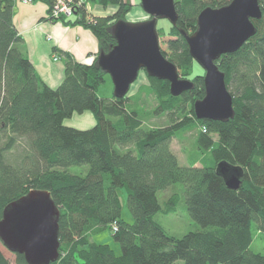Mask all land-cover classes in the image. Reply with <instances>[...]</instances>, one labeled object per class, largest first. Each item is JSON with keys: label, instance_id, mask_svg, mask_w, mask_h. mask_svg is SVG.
<instances>
[{"label": "trees", "instance_id": "1", "mask_svg": "<svg viewBox=\"0 0 264 264\" xmlns=\"http://www.w3.org/2000/svg\"><path fill=\"white\" fill-rule=\"evenodd\" d=\"M41 1L49 8L50 0ZM94 1L117 9L104 17L82 9L79 19L61 21L88 28L98 40V56L115 44L110 28L125 20L131 5ZM229 1L174 0L178 19L161 51L178 72L193 63L185 35L196 30L199 13ZM258 2L262 16L252 20L255 34L216 61L234 111L221 122L187 114L204 97L200 74L192 77V89L179 96L170 94L167 81L147 76L164 89L160 98L150 84L158 104L147 112L148 99L141 96L147 90L148 97L147 86L131 96L100 98L97 87L107 74L97 66V56L87 64L57 50L63 78L57 87L48 86L27 58L13 24L15 1L0 0V219L8 203L30 190H46L59 208V258L51 264H264V253L250 249L254 231L264 232V0ZM84 111L92 113L93 127L63 124ZM148 113L164 114L168 123L148 127ZM197 125L201 130L194 144L201 159L180 165L171 140ZM18 148V158H12ZM219 163L241 169L237 189L227 188L216 173ZM82 165L88 168L85 174L68 170ZM119 188L126 191L132 222L121 217ZM179 207L197 226L177 237L165 231L158 215H174ZM105 229L119 244V255L107 244L90 242ZM14 261L27 264L20 254H14ZM0 264H10L1 250Z\"/></svg>", "mask_w": 264, "mask_h": 264}, {"label": "water", "instance_id": "2", "mask_svg": "<svg viewBox=\"0 0 264 264\" xmlns=\"http://www.w3.org/2000/svg\"><path fill=\"white\" fill-rule=\"evenodd\" d=\"M148 20L116 21L110 28L115 44L108 52H99L97 66L113 85V96H127L140 71L169 83L172 96L192 89L193 83L179 78L178 70L162 54L156 22L166 19L176 25L174 0H139ZM258 0H230L219 8H205L197 17L196 30L185 35L191 58L203 69L204 97L193 104L197 120L225 122L233 117L232 96L225 74L216 61L231 54L255 34L252 20L260 19ZM216 173L229 189L240 184L241 169L219 163ZM59 208L46 190L28 191L8 203L0 219V242L12 254H20L27 264H51L59 258Z\"/></svg>", "mask_w": 264, "mask_h": 264}, {"label": "rangeland", "instance_id": "3", "mask_svg": "<svg viewBox=\"0 0 264 264\" xmlns=\"http://www.w3.org/2000/svg\"><path fill=\"white\" fill-rule=\"evenodd\" d=\"M130 5L129 12L125 15V21L128 22H138V21H144L148 20L150 16L146 14L141 6L139 0H126ZM116 7L113 6H107L105 8H102L98 4L95 3L94 0L88 1V13L95 15V16H109L112 15L116 11ZM114 23V21H112ZM112 22L110 24H112ZM171 27V24L166 19H159L156 22V32L158 35L159 40V46L161 50H165V44L163 43L167 36L169 35L168 31ZM189 69H183L182 72H178L179 78L182 80H189L191 81L192 77L196 74L203 75L204 71L203 69L193 60V63L189 65ZM143 84V85H142ZM156 90H158L160 95V98L163 97V86L158 84L157 82L153 83L151 82L145 72L142 70L139 72L138 77L136 81L131 84L130 90L127 93V96H131L136 93L138 90L137 88L147 86L149 89L148 97L145 96L147 94V90L142 93V97H145L148 99V105L146 106L145 110L147 112H150L152 109L157 107L158 99L156 96V93L152 91V87ZM98 97L100 98H111L113 96V85L111 82V79L108 75H105L103 77V80L97 87L96 91ZM191 106L190 109L188 107L187 114L188 116H194L193 115V108L191 112ZM190 110V111H189ZM149 114V113H148ZM196 119V118H195ZM168 123L167 116L164 114L160 115H148L145 125L151 128L154 127H161L163 125H166ZM63 124L68 127H73L80 130L89 129L94 126L95 120L91 112L84 111L83 113H74L71 117L64 120ZM201 130V126L197 125L195 128L188 130L181 134L179 137H175L171 140L170 148L172 152L176 155L178 159V163L180 165H187L189 163L190 158L194 159H201V155L198 152V150L195 147V139L197 136V133ZM18 151L19 148L11 155L12 158H18ZM70 172L79 174H85L88 170L87 166H72L68 168ZM175 189H180V186L177 185ZM165 192L159 193L158 197L161 201L165 197ZM118 195L120 199L121 204V217L124 219V221L132 222V216L130 212L127 209L126 206V191L124 188L118 189ZM158 220L163 225L165 231L174 236H181L187 231L193 230L197 225L190 221L189 216L187 215L184 208L179 207L178 212L176 214L172 215H158ZM90 242H95L98 244H107L112 249L114 254L119 255L120 254V246L119 244L113 239L112 233L109 229H105L99 233H96L90 237ZM250 249L254 252L258 253H264V232L261 231H254L252 243L250 245ZM0 250L3 252V254L8 258L10 264H15L14 261V254L10 253L7 249L4 248V246L0 242ZM172 264H183V261L177 260Z\"/></svg>", "mask_w": 264, "mask_h": 264}, {"label": "crops", "instance_id": "4", "mask_svg": "<svg viewBox=\"0 0 264 264\" xmlns=\"http://www.w3.org/2000/svg\"><path fill=\"white\" fill-rule=\"evenodd\" d=\"M14 1L12 21L24 42L25 54L48 86L57 87L63 78V58L57 50L68 52L78 62H93L99 44L88 28L50 20L48 6L41 0H32L29 4Z\"/></svg>", "mask_w": 264, "mask_h": 264}, {"label": "built area", "instance_id": "5", "mask_svg": "<svg viewBox=\"0 0 264 264\" xmlns=\"http://www.w3.org/2000/svg\"><path fill=\"white\" fill-rule=\"evenodd\" d=\"M23 3L29 4L32 0H21ZM85 9L88 14V0H50L48 8V18L50 20H77L81 15V10ZM91 15V14H89ZM90 21V18L87 17ZM57 60V58H53ZM116 224H112V231H116Z\"/></svg>", "mask_w": 264, "mask_h": 264}, {"label": "clouds", "instance_id": "6", "mask_svg": "<svg viewBox=\"0 0 264 264\" xmlns=\"http://www.w3.org/2000/svg\"><path fill=\"white\" fill-rule=\"evenodd\" d=\"M97 56V55H96ZM96 58V57H95Z\"/></svg>", "mask_w": 264, "mask_h": 264}, {"label": "bare ground", "instance_id": "7", "mask_svg": "<svg viewBox=\"0 0 264 264\" xmlns=\"http://www.w3.org/2000/svg\"><path fill=\"white\" fill-rule=\"evenodd\" d=\"M112 226V225H111Z\"/></svg>", "mask_w": 264, "mask_h": 264}]
</instances>
